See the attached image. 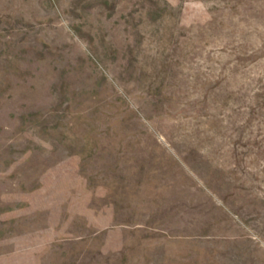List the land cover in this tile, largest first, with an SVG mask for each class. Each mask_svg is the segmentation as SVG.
<instances>
[{"label":"rangeland","instance_id":"rangeland-1","mask_svg":"<svg viewBox=\"0 0 264 264\" xmlns=\"http://www.w3.org/2000/svg\"><path fill=\"white\" fill-rule=\"evenodd\" d=\"M0 264H264V0H0Z\"/></svg>","mask_w":264,"mask_h":264}]
</instances>
